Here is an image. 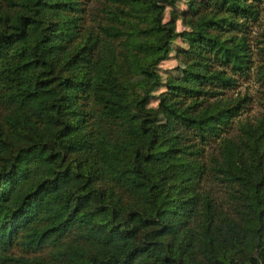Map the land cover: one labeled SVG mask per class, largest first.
I'll list each match as a JSON object with an SVG mask.
<instances>
[{
  "label": "trees",
  "instance_id": "1",
  "mask_svg": "<svg viewBox=\"0 0 264 264\" xmlns=\"http://www.w3.org/2000/svg\"><path fill=\"white\" fill-rule=\"evenodd\" d=\"M86 1L0 0V262L264 264V115L229 134L248 95L226 93L264 83L256 0H189L207 33L171 0ZM175 34L191 79L159 69Z\"/></svg>",
  "mask_w": 264,
  "mask_h": 264
},
{
  "label": "rangeland",
  "instance_id": "2",
  "mask_svg": "<svg viewBox=\"0 0 264 264\" xmlns=\"http://www.w3.org/2000/svg\"><path fill=\"white\" fill-rule=\"evenodd\" d=\"M253 6L246 8L247 16L245 17L249 24L247 27V34L249 36L252 45L262 37L264 32V0H256ZM102 5V0H87L86 7L88 11V19L90 20L91 15L95 12L100 13V6ZM259 7V18H253L252 15L255 12V8ZM188 12H185L187 11ZM193 9L189 6V0H171V3L167 4L164 20L168 21L172 17V12L176 11L178 14V19L176 20V30L178 32L189 30L190 32H195L201 30L207 33L208 30L205 27H201L206 15L202 13L193 14ZM185 13V14H183ZM201 27V28H200ZM171 50L166 55L159 64V69L164 75V77L172 74L176 76H183L185 78L191 79L192 75L187 71L186 64L177 56L179 49L188 47V42L181 34H175L170 40ZM255 48V47H254ZM256 50V49H255ZM255 57V55H254ZM165 87H160L156 89L155 94L162 91ZM228 95H248V103L243 108L242 112L236 117L233 127L231 128L229 134H236L238 132L237 125L239 120H250L252 122L257 121L260 117L264 115V83L257 80L255 77L254 70H251L247 75H239L238 84L230 89L226 90ZM153 106H160L159 99L154 96L148 103ZM212 141V140H211ZM208 152L215 151L216 143L209 142L206 146ZM208 186L212 188L217 199L224 200L226 198V187L218 182H214L212 185ZM49 246L40 250H26L21 245H14L11 252L17 255L25 254L27 256L32 255H47L49 251ZM0 264H5L0 262Z\"/></svg>",
  "mask_w": 264,
  "mask_h": 264
}]
</instances>
